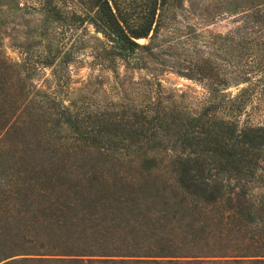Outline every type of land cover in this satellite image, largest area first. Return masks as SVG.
Masks as SVG:
<instances>
[{
  "label": "trees",
  "instance_id": "trees-1",
  "mask_svg": "<svg viewBox=\"0 0 264 264\" xmlns=\"http://www.w3.org/2000/svg\"><path fill=\"white\" fill-rule=\"evenodd\" d=\"M59 1L40 0L58 21ZM90 2L92 11L72 18L106 38L102 64L141 68L140 49L152 51L183 0ZM236 17V28L215 43L218 55L192 57L186 67L206 89L200 111L160 98L141 109L83 104L56 120L68 134L41 140L33 156L25 134L13 145L0 141V249L52 256L14 258L23 253L12 250L0 264H264V125L237 119L250 102L264 104V0H249ZM54 61L56 54L40 60ZM2 62L5 98L12 79ZM26 83L19 98L38 112L26 104L24 114L51 118Z\"/></svg>",
  "mask_w": 264,
  "mask_h": 264
},
{
  "label": "rangeland",
  "instance_id": "rangeland-1",
  "mask_svg": "<svg viewBox=\"0 0 264 264\" xmlns=\"http://www.w3.org/2000/svg\"><path fill=\"white\" fill-rule=\"evenodd\" d=\"M248 1L183 0L180 7L171 8L166 15L159 35L150 43L152 51L140 49L142 67L139 68L121 60L115 66L102 64L99 54L107 44L106 38L89 21L81 23L72 18L74 14L85 16L92 11L90 0H60V21L49 17L40 0H0V63L6 62L7 75L12 79L8 96L3 98L0 90V112L6 113L0 117V141L8 139L7 144L13 145L25 134L24 147L29 146L25 153L37 152L41 140L68 134L55 122L65 118L66 109L77 112L83 104L90 109L109 104L141 109L160 98L171 106L185 101L193 111H200L206 89L202 83L185 76L186 67L193 61L192 57L218 55L215 43H220V36L236 28V14ZM139 42L149 43L150 39ZM55 54L53 65L44 66L40 62ZM23 78L27 81L29 98L35 95L42 99L40 113L49 112L46 114L52 115L51 118L44 119L43 115L41 121L34 122L31 114H24L25 105L31 109L32 104L19 98ZM242 86H232L226 92L234 95ZM180 95L185 97L182 99ZM237 119L242 126L264 125V104L258 105L257 100L250 102ZM4 125L7 128L11 125L10 135L5 134ZM17 128L26 133L14 131ZM1 250L0 255L12 250L23 253L14 258L52 257L25 254L32 250L41 253L42 248Z\"/></svg>",
  "mask_w": 264,
  "mask_h": 264
}]
</instances>
